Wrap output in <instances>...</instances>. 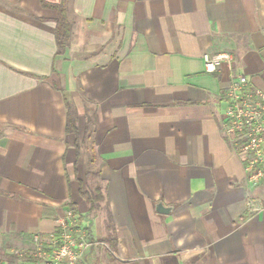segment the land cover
Segmentation results:
<instances>
[{"label": "crops", "instance_id": "crops-1", "mask_svg": "<svg viewBox=\"0 0 264 264\" xmlns=\"http://www.w3.org/2000/svg\"><path fill=\"white\" fill-rule=\"evenodd\" d=\"M57 17L0 0V264L70 210L94 243L80 264H264V183L224 135L227 68L203 63L264 74V0H73L62 56Z\"/></svg>", "mask_w": 264, "mask_h": 264}, {"label": "built area", "instance_id": "built-area-1", "mask_svg": "<svg viewBox=\"0 0 264 264\" xmlns=\"http://www.w3.org/2000/svg\"><path fill=\"white\" fill-rule=\"evenodd\" d=\"M208 74L228 70V86L224 92L223 130L227 140L240 156L249 183H264V74L249 76L239 73L234 55L230 52L205 53ZM59 231L36 237V248L21 254L13 264H80L94 243L78 227L77 215L72 211L59 219Z\"/></svg>", "mask_w": 264, "mask_h": 264}, {"label": "trees", "instance_id": "trees-1", "mask_svg": "<svg viewBox=\"0 0 264 264\" xmlns=\"http://www.w3.org/2000/svg\"><path fill=\"white\" fill-rule=\"evenodd\" d=\"M72 1L73 0H61L59 3H52L47 0H40L42 6L45 9L55 11L58 15L56 19V56L64 55L70 44L73 25L69 19V10ZM65 102L67 108L66 132L68 134L73 133L78 136L79 129L77 111L72 106L68 98L65 99ZM82 194L89 204V213H92L94 210H96L99 203L103 199V196L99 189H95L92 192H87L84 190L82 191Z\"/></svg>", "mask_w": 264, "mask_h": 264}, {"label": "water", "instance_id": "water-1", "mask_svg": "<svg viewBox=\"0 0 264 264\" xmlns=\"http://www.w3.org/2000/svg\"><path fill=\"white\" fill-rule=\"evenodd\" d=\"M158 212H159V213H163V214H167V213L170 212V209L164 207L163 204H159V205H158Z\"/></svg>", "mask_w": 264, "mask_h": 264}, {"label": "rangeland", "instance_id": "rangeland-1", "mask_svg": "<svg viewBox=\"0 0 264 264\" xmlns=\"http://www.w3.org/2000/svg\"><path fill=\"white\" fill-rule=\"evenodd\" d=\"M223 107H224V110H225V108H226V104H225V102L223 101Z\"/></svg>", "mask_w": 264, "mask_h": 264}]
</instances>
